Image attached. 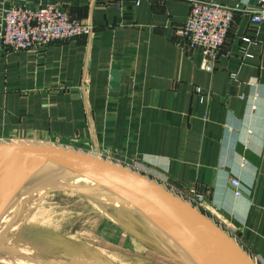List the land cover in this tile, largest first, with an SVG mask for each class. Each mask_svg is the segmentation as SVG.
<instances>
[{"label": "crops", "instance_id": "0c3cea01", "mask_svg": "<svg viewBox=\"0 0 264 264\" xmlns=\"http://www.w3.org/2000/svg\"><path fill=\"white\" fill-rule=\"evenodd\" d=\"M135 1L0 0L57 3L93 29L38 50L13 52L0 42V143L64 146L157 172L184 200L202 192L200 210L264 260V24L237 13L210 73L199 50L180 44L193 0Z\"/></svg>", "mask_w": 264, "mask_h": 264}, {"label": "water", "instance_id": "95a60500", "mask_svg": "<svg viewBox=\"0 0 264 264\" xmlns=\"http://www.w3.org/2000/svg\"><path fill=\"white\" fill-rule=\"evenodd\" d=\"M84 178L127 204L189 264H258L192 203L128 166L82 150L36 142L0 143V217L20 199ZM77 264V263H70Z\"/></svg>", "mask_w": 264, "mask_h": 264}, {"label": "rangeland", "instance_id": "374dc122", "mask_svg": "<svg viewBox=\"0 0 264 264\" xmlns=\"http://www.w3.org/2000/svg\"><path fill=\"white\" fill-rule=\"evenodd\" d=\"M142 174L149 177L146 172ZM52 190L41 197L37 215H28L36 224H12L6 220L0 226V264H82L98 259L108 263L116 259L100 252L117 254L120 259L114 264H189L131 208L99 204L103 211L70 188ZM25 200L18 206L26 204ZM42 215L44 222L39 220ZM22 237L30 244L24 243ZM72 253L82 257L75 258Z\"/></svg>", "mask_w": 264, "mask_h": 264}, {"label": "built area", "instance_id": "2783aa9c", "mask_svg": "<svg viewBox=\"0 0 264 264\" xmlns=\"http://www.w3.org/2000/svg\"><path fill=\"white\" fill-rule=\"evenodd\" d=\"M142 0H136L139 6ZM255 8L228 7L218 2H191L189 15L182 25L179 36L180 44L186 53L199 50L202 55L200 68L206 72L215 70L216 62L223 55V49L232 27L235 15L239 12L250 14V21L256 25L264 24V0H256ZM90 25L74 18L59 4L51 3L44 7H31L24 3L0 6V42L6 50L21 52L42 49L57 41L71 40L76 37H91ZM248 37L243 42L250 43ZM201 94L200 88L196 89ZM159 185L167 178L157 172L144 171ZM231 185L236 196H242V186L238 179H232ZM188 202L198 209L207 205L202 192H192ZM262 261L264 264V260Z\"/></svg>", "mask_w": 264, "mask_h": 264}, {"label": "bare ground", "instance_id": "6f19581e", "mask_svg": "<svg viewBox=\"0 0 264 264\" xmlns=\"http://www.w3.org/2000/svg\"><path fill=\"white\" fill-rule=\"evenodd\" d=\"M55 187L70 188V191L72 193L83 194L85 196V198H87L93 206H97V208H99V209L102 208L103 206L104 207H108V206L120 207V206H122L124 208H129V206L127 204H125L124 202H122L120 199H118L114 195L110 194L109 192L91 184L90 182H88L84 178H76V179H72V180H68V181H61ZM52 191H54V190H52ZM45 193H46L45 190H43V191L41 190V191L36 192L30 196H26L25 198L20 199L16 204H14V206L12 205L13 207L11 206V208L7 210L8 213L0 220V226L2 224H4V222L6 220H11L12 224H36L30 220L31 218H28V215H31V214L37 215L38 212H36V211H37V209H39L41 207V203H42L41 197ZM23 200L28 201V202H26V204L24 203L22 206L21 205L18 206V204L20 202H22ZM99 204L103 205V206L100 207ZM36 206H38V208H35ZM15 207H17L16 211H18V210H20V211L19 212L13 211ZM102 210L104 211L105 209L102 208ZM39 218H40L39 219L40 222H44L45 218L43 217V215L39 216ZM22 241L24 243L30 244V240H28L26 238H23ZM101 253L102 254L106 253V255H108V256L112 255L116 259L114 258L115 260H113V261L111 260V262H108V263H105L106 261H101L99 259L98 260L95 259L97 262L96 261H94V262L82 261V264H114V261L120 259L119 256H117V254H115V253L100 252V254ZM71 255H73L75 258L78 257V255L74 254V253H72ZM80 256L82 257V255H80ZM81 257H78V258H81Z\"/></svg>", "mask_w": 264, "mask_h": 264}]
</instances>
